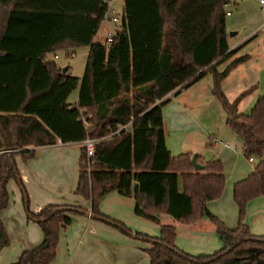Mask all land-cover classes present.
I'll return each instance as SVG.
<instances>
[{
    "label": "trees",
    "instance_id": "trees-1",
    "mask_svg": "<svg viewBox=\"0 0 264 264\" xmlns=\"http://www.w3.org/2000/svg\"><path fill=\"white\" fill-rule=\"evenodd\" d=\"M231 1L123 0L119 29L107 46L94 40L107 0H0V211L7 207V183L15 178L22 188L15 157L28 161L35 149L58 141L102 139L92 159L80 147L76 195L89 201L93 219L145 240L149 264H264V236H253L244 222L247 204L264 196V96L248 113H239V101L254 86L232 102L220 88L249 60L235 55L239 48L229 50L225 7ZM78 46L89 48L81 78L45 60ZM208 73L226 126L241 138L245 158H254L253 171L233 186L238 215L233 229L207 208L224 190L221 163H203L196 155L203 168L198 171L193 154L172 156L164 137L168 96ZM76 89L75 104L67 103ZM110 193L131 198L135 216L160 226L159 237L133 235L104 216L100 202ZM83 211L68 205H47L38 213L27 208L47 245L22 252L17 264H50L60 232L71 215ZM162 215L185 226L208 219L223 248L208 256L186 254L175 246V226L161 223ZM9 243L0 219V250Z\"/></svg>",
    "mask_w": 264,
    "mask_h": 264
},
{
    "label": "rangeland",
    "instance_id": "rangeland-1",
    "mask_svg": "<svg viewBox=\"0 0 264 264\" xmlns=\"http://www.w3.org/2000/svg\"><path fill=\"white\" fill-rule=\"evenodd\" d=\"M231 1V4L225 7V11L229 13V16L232 15V19L226 17V21H236L237 19H241L243 17V24L240 25L239 34L233 35L231 39L239 40L243 36V32L248 27L254 23V25H258L264 23V13L262 11V6L259 5L261 0H235L236 4ZM264 1V0H262ZM123 0H112L109 4V14L114 12V15L120 18L123 11ZM242 15V16H241ZM99 31L97 32L94 40L104 43L107 33H115L116 30L119 29V24H113L108 19H104L99 27ZM236 30H227V37H230V34L235 33ZM233 40L231 42H233ZM89 48L84 46L75 47L73 50L65 51L60 50L55 54H48L45 58L47 61H54L57 66L60 67L61 72L65 68L70 69V75L72 77H82L86 57L88 54ZM237 57L251 55L250 60L237 67L234 70V73L225 81L221 83V91L224 93L226 99L229 102L235 100V98L244 91H249L251 87L254 86V90L251 91L248 95L243 97L239 101L238 112L244 113L249 112L251 108L254 106L256 99L259 96H264V29L256 34L255 40L249 44V46L243 47L236 54ZM226 66V63L218 66L217 70L221 71ZM66 73V72H65ZM211 83V74L205 75L193 89L190 91H182V102L180 105L183 107L184 105H188L185 109L186 119L183 123L182 134L180 137L171 135V142H169V148L172 153L179 152V143L183 139L184 146L182 147L181 153H192L193 156L197 155L200 157V161L212 162L219 161L223 168V173L225 176L224 183L227 184V187L233 186V179L237 175L238 172H251L253 170V165L249 164L247 159L245 158L242 148V140L239 136L234 135L229 128L225 124L224 120V111L222 109L221 104L213 97L212 88L209 87ZM187 91V92H186ZM77 89L72 93V95L67 100L69 104H75ZM184 100H186L184 102ZM187 102V103H186ZM184 104V105H183ZM186 132V133H185ZM183 137V138H182ZM217 142L216 144L214 142ZM174 142L178 143L177 148H173L172 144ZM223 143H226L231 148L236 149V153L227 150L223 147ZM68 152L73 157V165L72 168L69 167L68 172L66 173V178L68 182H70V186L72 184L76 185L78 182V172H77V164L80 158V148L78 146H69ZM178 155L180 153H177ZM177 154L172 156H177ZM57 172V173H56ZM51 172L49 169H45L42 174V184L50 187L51 184L62 185L64 175L63 173H59L58 171ZM66 172V170H65ZM56 173V175H54ZM19 179L22 182V188L19 185L17 179L10 180L6 185V190L8 192V203L7 207L4 209L2 213V219L5 224L7 236L10 240V243L7 247L3 248L4 251L0 252V264H7L6 262L11 256H14L13 253L16 252L19 247V235L18 232L25 233L26 222L23 224V228L19 226V218H23L26 220V209L31 212L33 210V205L35 204V198L29 197L27 186L31 184V180L28 182H24L22 179V175L27 176L24 171L20 172L18 170ZM246 174V173H244ZM47 184V185H46ZM68 187V186H67ZM71 188L68 189L66 195L67 197L62 196V199H66L67 203H80L82 206L89 204V201L83 198L80 195H73L70 193ZM70 190V191H69ZM24 191L27 196V203L24 201ZM228 199V201H227ZM225 199L224 195L222 198L215 199L207 203V208L211 214L213 211L224 216L228 222H224V220L220 219L216 216L225 226L230 227L228 223H230V208L235 211V215H237V207L234 203L232 197ZM103 201V200H102ZM102 201L100 203H102ZM101 205V204H100ZM130 218V219H129ZM127 217L128 223L133 226L126 225V223L122 220V224L126 228H130L131 234H141L147 235L149 237L159 236V226L156 223L148 221L146 219L139 218L133 214V217ZM238 218V215H237ZM161 223L163 224H173L176 227V232L178 233V242L179 244H183L182 250L188 255H204V250H199L203 247V242L194 243V241L190 242L183 237L191 236L194 234H206L213 241V236L216 235L214 232V227L208 219H203L200 222L191 225L185 226L179 223L174 224L173 220L165 215L160 216ZM234 223V222H233ZM237 225L233 224L231 227H235ZM31 227V226H29ZM21 233V234H22ZM194 234V235H195ZM60 236V234H59ZM212 236V237H211ZM131 240L134 242V248L137 250V257L130 258L128 255L125 257L124 264H128L130 262L133 264H149L148 256L146 253V246L148 243L144 240H140L134 236H129ZM60 239V237H59ZM177 240V236H176ZM176 242V241H175ZM185 244V245H184ZM199 244V246H198ZM218 247L216 249H210L213 254L216 251H219L222 246L220 242H218ZM175 246L176 243H175ZM178 249L181 250L177 246ZM121 250L116 248L115 250ZM209 251V252H210ZM124 252V251H123ZM128 253V252H127ZM127 258V259H126ZM181 264V263H179Z\"/></svg>",
    "mask_w": 264,
    "mask_h": 264
},
{
    "label": "crops",
    "instance_id": "crops-1",
    "mask_svg": "<svg viewBox=\"0 0 264 264\" xmlns=\"http://www.w3.org/2000/svg\"><path fill=\"white\" fill-rule=\"evenodd\" d=\"M234 4H236V1H234ZM227 18L232 19V15L227 16ZM242 19L243 17H241V19L239 20L237 19L236 21H231V22L225 20L226 30L229 29L232 31L234 29L236 30L234 35H238L240 25L244 23ZM263 29H264V23L258 25H254L253 23L251 27H248V29L244 30L243 32L244 34L239 40H233L231 39L232 37H227L229 50L239 48L238 49L239 51L243 47L245 48L246 46H249V44H251L255 40L256 34L261 32ZM232 40L233 42H231ZM238 51L236 52V54L238 53ZM246 56H248L250 60L251 55H246ZM239 66L240 65H238L237 67ZM236 68H234V70ZM234 70L223 81L228 79L234 73ZM196 84L187 88V91L193 89ZM211 86H212V76L209 87ZM77 96L78 93L76 95V100H77ZM182 96H183L182 92L177 96H174L173 93H171V95L168 96V98L170 99L169 102L164 105L162 110V117L164 122L163 124L164 137H165L167 149L169 150L170 153H171V150L169 148V142H171L170 136L172 134L178 137L181 136V134L183 133L182 132L183 123L184 120L187 118L186 115L184 114L185 113L184 111L188 105L183 104L184 105L183 107L180 105V102H182L181 99ZM185 101L186 100H184V102ZM178 143H179V150H178L179 152L172 153V155H175L177 153H180L179 155L184 154L180 152L182 150V147L184 146L183 139ZM178 143L174 142V144H172V147L178 149L177 147ZM224 144L226 143H223V147ZM69 146H78L79 148L81 147L80 143L63 144L61 146H56V145L45 146L43 148L35 149V155L28 161H23L22 158L18 156L15 157L17 169L20 172L24 171V173H26L29 177L27 178V176L22 175L23 181L24 182H28L29 180L32 181L31 184L26 187L28 190L29 197H34L36 199L35 200L36 202L33 205L34 206L33 210L31 212L38 213L42 208L47 207V205H60V206L68 205L78 208L81 207L84 210L83 212H79L71 215V220H72L71 224L64 227L63 230L60 232L59 243L55 251L56 257L50 264H124V262L122 261H124L126 256L127 258L128 255L130 256V258H134L138 256L137 250H135L134 248L135 244L133 240L129 238L130 235L123 234L117 228L101 220L93 219L90 213V204L82 206L80 203L77 202L67 203V201H65L66 199L64 200L62 199V196L65 197L68 196L66 194L69 188H71L70 189L71 191L70 190L69 191L71 194L73 193V195L74 194L76 195V189H77L76 188L77 184L73 186L71 184L70 186V182H68L66 178V173H69L68 172L69 167L72 168L73 165V157L68 152ZM224 148L236 153V149L233 150L230 146L229 148L226 147ZM253 164L254 162L251 165ZM45 169H49L51 172L58 171L59 173H63L65 177L63 179L62 185H58L56 183L51 184L52 186L50 187L43 185L42 174ZM77 172H78V164H77ZM251 172H249L248 174L247 172H242V171L238 172L232 181L233 184H235L238 180L246 178ZM56 173L54 175H56ZM233 186L231 185L230 187H227V184H225L224 190L220 198H222V196L224 195L225 199L227 198L230 199V197H232ZM134 207H135V202L131 198H127V197L123 198L116 193H110L108 196H106L103 199L100 205V212L104 216L110 219H115L120 223H123L120 221L122 220L126 223V225L133 228V226L128 223V219L126 218L133 217ZM3 211L4 210L0 211V219L2 223H4L2 219ZM212 212L220 219L224 220V222H228L224 216H221V214L213 210ZM229 213L231 217L229 221L230 223H228L230 224L228 225L230 227L228 228L233 229L237 225L235 227H231V226L233 224H236V222L238 224V218L237 215H235V211L232 210V208H230ZM245 215L246 217L244 222L247 225L251 234L253 236H264V196L254 198V200L250 201L247 204ZM18 222H19V226H21L22 228H23V224L26 222L27 230L25 231V233L18 232L19 235L18 237L20 238L19 239L20 245L17 248L16 252L13 253L14 256H11L8 259V261L6 262L7 264H17L22 252L32 250L33 248L39 246H43V242L46 241L45 233L40 228V226L33 221H29L27 217V209H26V220L24 221L23 218H19ZM175 232H176V227H175ZM194 234L192 233L191 236L188 235L187 237H183V238L188 240L189 242L190 240L191 242L194 241V243H197L196 241H199L200 243L203 242V247H201L199 250H204V256L211 255L209 254L211 253L210 249H216V247H218L219 245L218 242H220V239L217 234L213 236V241L211 240L210 237H208L209 234L208 235L206 234L194 235ZM176 236H177V240L175 239L176 245L179 248H181V250H184V248H182L183 244L180 245L178 242V233ZM148 247L149 244L146 246L145 249H147ZM116 248H119L121 250L118 249L115 250ZM2 251H4V249L0 250V252ZM128 264H130V262Z\"/></svg>",
    "mask_w": 264,
    "mask_h": 264
},
{
    "label": "built area",
    "instance_id": "built-area-1",
    "mask_svg": "<svg viewBox=\"0 0 264 264\" xmlns=\"http://www.w3.org/2000/svg\"><path fill=\"white\" fill-rule=\"evenodd\" d=\"M112 2V0H107L108 3V8H109V4ZM260 6H262V11L264 13V1H260L259 2ZM107 13L104 16V19H108L111 23L113 24H119L120 18H118L117 16L114 15V12H112V14H109V11L107 9L106 11ZM227 16H229V14H227ZM115 33H107L104 44H106L107 46H109L111 44L112 38L114 36ZM127 126H124V128ZM102 141V139H97V138H87L84 141H82L80 143L81 147H83L85 149V153L86 156L89 159H92L94 156V150H95V146L98 142ZM217 142L215 141V144ZM56 146H61L63 145V143L61 141H58L56 144H54ZM224 147L229 148V146L227 144H224ZM233 150H235V148H232ZM248 163L252 164L254 162V158H249Z\"/></svg>",
    "mask_w": 264,
    "mask_h": 264
},
{
    "label": "water",
    "instance_id": "water-1",
    "mask_svg": "<svg viewBox=\"0 0 264 264\" xmlns=\"http://www.w3.org/2000/svg\"><path fill=\"white\" fill-rule=\"evenodd\" d=\"M234 34H235V33L230 34V37H232ZM66 71H67V68H65L64 70H62V73H65ZM192 164H193V167H194L196 170H198V171L203 169L202 166H200V165H198V164L196 163V155H194L193 158H192ZM46 245H47V242L44 241V242H43V247H45Z\"/></svg>",
    "mask_w": 264,
    "mask_h": 264
}]
</instances>
